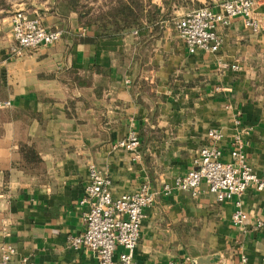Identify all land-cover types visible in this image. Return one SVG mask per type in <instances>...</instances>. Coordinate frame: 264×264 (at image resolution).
<instances>
[{"label":"crops","instance_id":"0c3cea01","mask_svg":"<svg viewBox=\"0 0 264 264\" xmlns=\"http://www.w3.org/2000/svg\"><path fill=\"white\" fill-rule=\"evenodd\" d=\"M27 1L0 0V101L11 102L0 108V244L15 248L9 264L23 257L34 264H98L95 252L75 250L67 240L85 230L87 206L79 200L91 163L110 177L113 196L143 182L156 192L140 226L134 264H197L208 256V264H236L240 254L251 264L264 263V189L249 187L241 195L247 214L242 226L231 219L235 199L218 202L204 183L197 196L176 187L162 193L164 184L194 167L199 150L212 143L211 128L222 133L214 145L224 161L238 129L249 128L241 137L246 162L264 176V1L253 7L259 31L245 28L240 16L218 25L222 43L214 53H189L173 22L160 34L148 28L110 38L96 37L90 27L85 35L95 39L84 42L71 13L68 34L15 57L8 51L9 13L24 10ZM30 2L36 17L55 23L39 13L46 6ZM95 65L109 69L100 96L69 76V70L84 75ZM129 131L139 134L137 151L113 148ZM21 144L37 145L40 163L23 169ZM122 251L116 247L115 260Z\"/></svg>","mask_w":264,"mask_h":264},{"label":"built area","instance_id":"2783aa9c","mask_svg":"<svg viewBox=\"0 0 264 264\" xmlns=\"http://www.w3.org/2000/svg\"><path fill=\"white\" fill-rule=\"evenodd\" d=\"M257 0H226L219 3V10L207 6L198 7L177 16L173 26L185 43L189 53L197 50L214 53L221 46L222 38L217 34L218 25L228 26L235 17L243 18V25L251 32H258L259 21L253 15V7ZM264 1V0H263ZM13 42L8 47L12 56H20L40 46H49L60 40L68 31L65 29H47L38 17H32L24 10H16L10 18ZM79 36H84L86 29H77ZM134 33H136L134 31ZM237 69L236 64L230 65ZM9 100L0 101V108L9 107ZM236 127L240 125L235 121ZM249 128L241 127L232 138L230 160L222 159V151L214 145L222 138L217 129H209L207 137L212 142L199 150L194 160V167L185 174L176 176L172 184H164L162 193L168 195L172 188L190 191L197 196L202 183L206 184L209 192L214 194L218 202L235 199V209L231 219L235 226H242L247 214L242 210L240 197L249 187L257 190L264 189V176L256 174L246 162L243 149L242 135ZM140 145V137L136 131L118 140L113 148H123L136 152ZM135 158L139 156L135 153ZM112 181L94 164L88 165V182L84 194L79 200L87 206L82 214L85 230L81 234L67 235L70 246L77 250L84 246L97 255L98 264H134L133 253L140 237V226L145 216V210L154 202L156 192L151 190L148 182H143L131 192L113 196ZM261 227L262 223L257 222ZM120 246L123 251L114 259V251ZM15 248L11 243L0 244V264H9ZM19 264H34L27 257L21 258ZM163 264V263H155ZM166 264H182L169 261ZM236 264H251L244 254H240ZM264 264V263H257Z\"/></svg>","mask_w":264,"mask_h":264},{"label":"trees","instance_id":"16d2710c","mask_svg":"<svg viewBox=\"0 0 264 264\" xmlns=\"http://www.w3.org/2000/svg\"><path fill=\"white\" fill-rule=\"evenodd\" d=\"M28 0L24 11L36 17L31 11L34 6ZM226 1V0H223ZM222 1V2H223ZM39 4L46 3L47 10L43 7L39 13L52 15L55 23L48 24L44 18L41 22L49 30L65 29L71 13H75V24L86 31L94 27L96 37L110 38L129 33L136 34L150 28L152 33L160 34L166 23H172L176 18L177 10H190L200 6L198 0H161L159 3L152 0H37ZM221 3V2H220ZM86 34V33H85ZM81 41L92 42L95 37L87 35L79 37ZM70 79L76 85L92 86L94 94L100 96L108 84L109 69L95 65L91 72L80 75L77 70H69ZM93 73L100 74V79L95 80ZM20 166L28 169L31 165L40 163L37 145H20Z\"/></svg>","mask_w":264,"mask_h":264},{"label":"rangeland","instance_id":"374dc122","mask_svg":"<svg viewBox=\"0 0 264 264\" xmlns=\"http://www.w3.org/2000/svg\"><path fill=\"white\" fill-rule=\"evenodd\" d=\"M199 2H200V6H198V7H202V6H207V7H213L214 5H219V3L220 2H222L223 0H198ZM43 5L42 6H46V5H44V4H46L45 2H43L42 3ZM15 8V7H14ZM190 10H192V9H190ZM190 10H187V11H190ZM15 12V11H14ZM13 12V13H14ZM25 12H28V11H25ZM186 12V11H185ZM12 13V14H13ZM11 13H9V15H12ZM3 19H5V17L3 18ZM46 19V18H45ZM49 20H52V19H49ZM48 21V20H47ZM12 42H13V40H12Z\"/></svg>","mask_w":264,"mask_h":264},{"label":"water","instance_id":"95a60500","mask_svg":"<svg viewBox=\"0 0 264 264\" xmlns=\"http://www.w3.org/2000/svg\"><path fill=\"white\" fill-rule=\"evenodd\" d=\"M211 259H212L211 256H208V257H199L197 259V264H208Z\"/></svg>","mask_w":264,"mask_h":264}]
</instances>
